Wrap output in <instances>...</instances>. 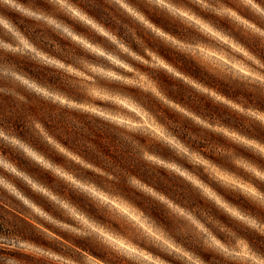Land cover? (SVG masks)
Returning a JSON list of instances; mask_svg holds the SVG:
<instances>
[{
  "label": "clouds",
  "instance_id": "9594fccd",
  "mask_svg": "<svg viewBox=\"0 0 264 264\" xmlns=\"http://www.w3.org/2000/svg\"><path fill=\"white\" fill-rule=\"evenodd\" d=\"M0 264H264V0H0Z\"/></svg>",
  "mask_w": 264,
  "mask_h": 264
}]
</instances>
